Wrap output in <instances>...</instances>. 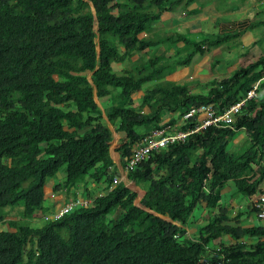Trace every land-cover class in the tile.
Listing matches in <instances>:
<instances>
[{"label": "trees", "instance_id": "obj_1", "mask_svg": "<svg viewBox=\"0 0 264 264\" xmlns=\"http://www.w3.org/2000/svg\"><path fill=\"white\" fill-rule=\"evenodd\" d=\"M181 1L92 0L97 59L93 16L85 0H0V208L21 206L20 219L0 211V224L6 223L0 230V264H264V224L240 223L242 212L230 215L231 204L220 201L229 181L249 200L263 190L262 94L245 102L232 127L198 130L129 171V179L145 183L140 203L180 225L135 205L136 193L122 182L56 220L40 226L24 222L37 210L50 212L44 205L45 184L62 166L65 177L53 188L75 186L86 177L112 182L111 131L93 99L89 73L97 97L110 100L106 115L122 134L116 147L122 159L164 115L172 123V114L179 118L202 103L221 111L260 79L262 88L264 53L212 81L205 92L171 81L143 88L235 34L192 40L177 32L168 41L190 48L183 58L166 64L172 55L161 53V58L139 61L141 67L139 62L132 68L119 66L131 55L162 44L164 40L146 35ZM194 1L184 0L186 6ZM259 22L264 21L253 26ZM141 91L135 107L131 95ZM144 105L147 110H141ZM185 123L191 127L195 119ZM241 128L249 145L237 153L228 144ZM199 203L210 216L197 227V235L186 237L185 226ZM248 207L251 212L250 203Z\"/></svg>", "mask_w": 264, "mask_h": 264}, {"label": "rangeland", "instance_id": "obj_2", "mask_svg": "<svg viewBox=\"0 0 264 264\" xmlns=\"http://www.w3.org/2000/svg\"><path fill=\"white\" fill-rule=\"evenodd\" d=\"M245 0H195V4H193V9H196L195 16L196 15H203L206 13H210L213 15H210L214 18H216L215 15H218V17H222L224 19H231L233 18V16L238 17L239 16V12H229L227 13L226 11H224L225 8L229 9H233L234 7H237V5H241V3H243ZM187 4H185L184 0H182L178 5H175V7L173 8V11H171V15H167L165 17V19L163 20V28L160 29L159 32L156 31L155 33V38L156 39H162L164 40L163 42H161L162 44H160L159 46H157V48L155 49H151L149 48L147 53L145 54V58H143L141 60V62L145 61L148 57H153L155 55H158L160 57L159 54L164 53V54H169L172 55V58H165L162 60L158 61L159 63L164 62L163 60H165L164 63L166 64H171V61H174L176 58H183L186 53L190 50V48L187 49H183L184 45L181 43L180 46L179 43H172V41H168V37H170V35L177 33L176 28L173 27L174 24L172 23V19L175 20L176 27L179 26V24L188 19V8L189 5L186 6ZM192 9V8H191ZM259 33L257 36L259 38V42L258 44H255V46H251L250 42H249V36H252L255 33ZM181 34H183L184 36H187L189 38H191V35L189 34L190 32L186 29V25L183 24L181 25V32H179ZM264 33V24L260 23L259 26L257 27V29L253 30L250 34H246L245 38L242 36L241 40L238 39H231L229 41H227L226 43L221 44L218 48L219 50H217V53L213 52V49L210 50H205L203 53H196L193 58L191 59L188 67L189 69H193L195 67V70L198 69V67H196L201 61L203 62V66L201 67V74H200V78L199 76L196 75V79L195 80H199L200 82H203V78L205 80H210L212 78H219L221 75H229L232 72H234L238 67L239 64H247L250 60H253L254 58H256L257 55H250V54H255L257 53V50H259L258 52H262L264 53V38L262 37ZM207 36H211V35H207ZM202 37H200L199 39H201ZM263 38V39H262ZM167 39V40H165ZM194 38H192L193 40ZM162 48H165L162 51ZM246 50V52L248 51V56L246 55H241L239 56L240 52H244ZM161 58V57H160ZM240 58V62L238 64H231V62H233L234 60H238ZM168 59V60H167ZM139 60V59H138ZM137 60V62H138ZM136 62V63H137ZM141 62H139L136 66L141 67ZM150 63V62H149ZM231 65L230 67H228V65ZM135 66V67H136ZM171 68V67H170ZM166 69V68H165ZM169 69V68H168ZM116 70V69H115ZM176 70V69H175ZM165 71V70H164ZM163 71V72H164ZM174 71V70H173ZM199 72V73H200ZM264 82V80H262ZM159 81L156 80H152V81H148L147 83H145L143 85V88H146L148 86H152L154 84H157ZM185 84L187 83L186 81L184 82ZM192 83H194L193 79L189 80V83H187V85H193ZM262 94V91L259 90L258 95L260 96ZM138 93L133 94V99H135L134 103L138 102L139 97L137 98ZM98 100V99H97ZM118 98L115 99V101H117ZM102 103L105 104V101H107L106 98L101 99ZM107 103V102H106ZM144 110H146V107L143 108ZM142 127H139L138 130L142 131ZM244 130V129H243ZM239 131L235 137H237V135L243 133L245 134V132H241ZM235 137L229 142L228 147L230 149H232V151L234 152H241L243 151L248 145H249V141L248 138L246 136H244V138H241L239 141H235ZM117 137L115 138V140L113 142H110V150L113 153V149L115 146V142H116ZM64 166H62L57 172L56 174L53 176L54 179L58 180L56 177L57 173H60L61 171H64ZM87 178V177H86ZM49 180V178L47 179V181ZM141 186H144L145 183H140ZM231 189H226L224 188L221 191V198L223 199L222 201H225L227 199H229L231 196H233L234 198V202H242L241 203H237L239 206V212H242L241 216V220L240 223L245 224V225H254L257 224V222H255V216L253 212H250L249 207L246 208L245 203L249 200L248 198H246L243 195H240L239 193H236V189L235 186H230ZM99 191L101 192V187L99 188ZM142 191H140L141 193ZM142 194V193H141ZM138 198L136 199V203H138ZM47 200H44V205H47ZM225 203L229 204V202L225 201ZM21 206H6L3 208H0V211H5L6 214L11 217V218H15L17 217L18 219H20V215L18 213V210L20 209ZM234 208V210L230 211V215H233L235 212H237V209H235V207H231ZM208 211V209H207ZM38 213H40L39 211H37ZM203 212H206V207H203V205L201 203L197 204L193 210L192 213L190 215V223H192V225L190 226L189 224H187V227H190L189 229H191L192 231L195 232L196 229H194V226L198 227L204 223L207 222L206 217L202 216L201 214ZM217 212V211H216ZM246 213H249V218L248 216H246ZM251 215V217H250ZM41 216L38 215H34L32 218H27V220H24V222L26 223H30L31 225H35V226H40L43 224L44 219H40ZM36 223V224H35ZM260 223L264 224V220L260 221ZM4 225H0V228H3ZM197 232V231H196ZM197 235V234H196ZM187 237V235H185ZM226 238V237H224Z\"/></svg>", "mask_w": 264, "mask_h": 264}, {"label": "crops", "instance_id": "obj_3", "mask_svg": "<svg viewBox=\"0 0 264 264\" xmlns=\"http://www.w3.org/2000/svg\"><path fill=\"white\" fill-rule=\"evenodd\" d=\"M195 2V1H194ZM191 3L189 5L188 8V19L182 21L178 27H176L175 20L172 19V23L174 24L173 27L176 28L177 32H181V25L185 24L186 25V29L190 32L189 34L191 35V37L195 38V39H199L200 37H204L207 35H225V34H235L236 36L234 37V39H238L241 40L242 36L245 38L246 34H250L253 30L257 29V27L259 26V24L261 22H259L257 25L255 24L253 26V23H256L260 20L264 21V0H245L243 3H241V5H237V7H234L233 9H229L225 8L224 11H226L227 13L229 12H239V16H233V18L231 19H224L221 16L218 17V15H215L216 18L210 16L213 14H208L205 12V14H201V15H196L194 11L196 12L197 7L195 8V10L193 9V4L195 3ZM192 8V9H191ZM171 15L170 12H164L161 17L159 18V20H156L153 25H152V30L149 31L146 35L147 37H153L155 38V33L156 31L159 32L161 28H163V20L165 19V17L167 15ZM264 24V22L262 23ZM164 29V28H163ZM259 33H255L252 38L251 36H249V42L251 44V46H255V44H258V42L260 41L258 38ZM262 37L264 38V33L262 35ZM262 38V39H263ZM160 45V44H159ZM159 45H155V46H151L149 48L151 49H155L157 48V46ZM180 45V44H179ZM182 46V45H180ZM184 48V47H183ZM165 48H162V51ZM219 50L218 47L213 48V52L217 53ZM148 48L143 50L140 53H135L133 55H131L130 58H128V62L124 63L125 65H127L128 67H134L135 63L137 62V60L139 59H143L145 58V54L147 53ZM259 50H257V53L255 54H250L252 55H260L262 54V52H258ZM248 56V51L246 52V50L244 52H240L239 56L241 55H246ZM169 55V54H166ZM138 60V61H139ZM240 62V58L237 60H234L233 62H231V64H238ZM138 63V62H137ZM189 65V64H188ZM188 65H178L176 66V70H174L173 72L169 73L168 75H166V79L167 80H171L172 82L175 83H181L183 84L185 81L187 83H189L190 79L194 80V83H192L193 85L191 86V91H201V92H205L207 90V88L211 85L212 81L215 80V78H212L210 80H205L203 78V82H200L199 80H195L197 76H199L200 78V70L201 67L203 66V62L201 61L196 67H198V69L195 70V67L193 69H189ZM244 64H239V66H242ZM231 65L229 64L228 67H230ZM200 72V73H199ZM224 75H221V77H223ZM219 79V78H216ZM186 83V84H187ZM262 91V95L264 96V85L261 88ZM142 94V91H141ZM261 96V95H260ZM140 97V93L137 95V98ZM135 101V99H134ZM138 103V102H137ZM239 131L241 132H245V134L241 133L239 135H237V137H235V141H239L241 138H244V136L247 137L246 135V131L243 129H240ZM238 131V132H239ZM237 132V133H238ZM116 139L115 142V146L113 149V153L111 152V150L109 149V155L110 158L112 159L114 165H113V173L116 175V177H119V179L124 182L125 184L131 186V190L134 191L136 193V197L134 199V203L136 204V199L138 198V200L140 201L141 198L145 195V188L143 186H141L140 184L136 185V183H134L133 181L131 182V180H126V172L123 168L122 165V161L121 158L118 154V152H116L115 147L120 143V139L122 138L121 133L117 132L115 133L114 131H112V140L111 142H113ZM253 168L256 169L257 166L253 165ZM114 175V176H115ZM57 179H54L53 177L50 178L47 183L45 184V198L47 200V205L49 207V211L52 212L55 209H58L62 206V204L70 199L73 198L74 196H80V197H94L96 195H98L100 193L99 188L101 187V190L104 188V182L101 180L99 183L94 182V180L90 177L85 178L84 180H81L80 182H78L75 186H70V187H61V188H53L55 184L61 183L65 177V172L61 171L60 173H57L56 175ZM234 186V184L232 182H228L224 188L226 189H231L230 186ZM264 188V179L261 183L260 189L262 190ZM222 189V190H223ZM221 190V191H222ZM140 191H142L140 193ZM260 192V190H258L257 192H255L254 195H257ZM253 196V195H252ZM223 199L221 198V201ZM232 200L231 207H235V209H239V206L237 203H241L242 202H234V198L233 196H231L229 199L225 200V201H229ZM225 201H222V203H225ZM251 205V197L250 200H248L245 203L246 208L248 207V205ZM49 212V213H50ZM239 212V211H237ZM38 213H36L37 215ZM202 216L206 217V219L208 218V213H207V209L206 212H203L201 214ZM243 216V215H242ZM246 216H248L249 218V213H246ZM251 217V215H250ZM255 222L259 223L260 221L256 218L255 216ZM190 226L192 224H189ZM190 227L187 228V233L189 235L193 234L194 231H192L191 229H189ZM194 229H197L196 226H194ZM196 231V230H195Z\"/></svg>", "mask_w": 264, "mask_h": 264}, {"label": "built area", "instance_id": "obj_4", "mask_svg": "<svg viewBox=\"0 0 264 264\" xmlns=\"http://www.w3.org/2000/svg\"><path fill=\"white\" fill-rule=\"evenodd\" d=\"M262 79H264V76ZM260 82L261 79L254 82L243 97H240L237 101L221 111H218L215 106L210 103H203L192 107L182 116L180 122L151 130L147 135L132 144L130 156L126 160V170L135 169L141 161L149 158L153 152L167 146L169 143L183 140L190 133L210 126L232 127L233 122L240 114L245 102L258 95L261 87ZM187 118H194L195 123L187 129H182L181 125L186 124L185 119ZM117 181V178L113 179L114 183ZM89 202L90 200L86 198L67 200L53 213L52 218H59L73 208L87 206ZM252 205L257 219L264 220V189L253 199Z\"/></svg>", "mask_w": 264, "mask_h": 264}, {"label": "clouds", "instance_id": "obj_5", "mask_svg": "<svg viewBox=\"0 0 264 264\" xmlns=\"http://www.w3.org/2000/svg\"><path fill=\"white\" fill-rule=\"evenodd\" d=\"M87 2V1H86ZM91 2H92V0H91ZM88 3V2H87ZM89 4V3H88ZM92 4H93V2H92ZM93 6H94V4H93ZM89 7H90V5H89ZM94 9H95V7H94ZM90 11H91V8H90ZM92 13V12H91ZM95 13H96V11H95ZM92 16H93V29H94V32L97 30L98 31V20H97V17H96V14H92ZM97 42H98V45H99V38H98V34H96V32H95V37H94V43H95V46H96V50H97ZM181 43H182V41L179 43L180 45H181ZM183 44V43H182ZM183 46V45H182ZM219 47V46H218ZM184 49V48H183ZM98 50H99V46H98ZM120 50L121 51H123V47H120ZM96 55H97V52H96ZM179 58H181V57H179ZM178 58V59H179ZM98 59V58H97ZM142 59H140L139 61H141ZM138 61V62H139ZM125 62H128V58L127 59H125L124 61H121L120 63H119V66H124L125 64ZM183 65H188V64H183ZM98 68V64L94 67V70L95 69H97ZM91 73H89L88 75H87V79H88V77H90L91 78ZM168 75V74H167ZM225 76V75H224ZM219 79H220V77H219ZM92 80V79H91ZM154 80H156V81H159V82H163V81H171V80H167L166 79V77L164 76L163 78H161V79H154ZM215 80H217V79H215ZM264 80V79H263ZM172 82V81H171ZM90 83V82H89ZM93 83V82H92ZM90 85H91V83H90ZM153 86V85H152ZM91 87H92V85H91ZM95 88H96V86H95ZM92 90H93V87H92ZM191 90V89H190ZM259 90H261V87H260V89ZM96 92H97V89H96ZM96 92L94 93L93 92V99H94V95L96 96L95 97V99H94V101H95V103L97 104V106H98V108L100 109V111H101V114H102V118H103V120H104V122L106 123V125L108 126V128L110 129V131H111V140H112V131H114L115 133H117V132H119V131H116V128H115V126H114V124H112L111 122H110V120H109V118H108V116L106 115V110H105V108L107 107V106H109V104H110V100H107V101H105V104L104 103H102V101H101V99H99L98 97H97V94H96ZM192 92H195V91H192ZM198 92V91H197ZM201 92V91H200ZM133 94H136V93H133ZM133 94L131 95L132 96V99H133ZM140 95H141V92H140ZM98 99V100H97ZM140 101H141V98L139 97V99H138V103H134V99H133V105L136 107V106H138V104H140ZM107 102V103H106ZM203 104V103H202ZM210 104H212V103H210ZM200 105V104H199ZM213 105V104H212ZM214 106V105H213ZM141 107V110H144L143 108H145L146 106L144 105V106H140ZM146 110H147V107H146ZM187 113V112H186ZM175 118H176V121H174V122H170V116H166V115H164V117H163V120L161 121V122H159L158 123V126H156V127H153V128H151L150 130H149V132L151 131V130H153V129H156V128H160V127H163V126H166V125H168V124H176V123H178V122H180V120H181V118H182V115H181V117H177V115L176 114H172ZM171 115V116H172ZM105 116H106V118L107 119H105ZM194 119V118H193ZM186 120V119H185ZM185 125V124H184ZM184 125H181V128L182 129H187V128H189V127H187V128H185L184 127ZM85 128H87V127H85ZM84 128V129H85ZM207 128V127H206ZM205 129V128H204ZM242 129V128H241ZM202 130V129H201ZM148 132V133H149ZM119 133H121V132H119ZM147 133V134H148ZM147 134H145V135H147ZM190 134H192V133H190ZM190 134H188L183 140H179V141H175V142H173V143H177V142H183V141H185L186 140V138L190 135ZM122 135V134H121ZM144 135V136H145ZM143 137V136H142ZM141 137V138H142ZM141 138H139V139H141ZM139 139H137V140H139ZM111 140H110V142H111ZM137 140H135V141H137ZM121 139H120V143H121ZM134 141V142H135ZM109 142V143H110ZM133 142V143H134ZM119 143V144H120ZM132 143V144H133ZM173 143H169V144H173ZM118 144V145H119ZM168 144V145H169ZM117 145V146H118ZM167 145V146H168ZM116 146V147H117ZM116 147H115V150H116ZM164 147H166V146H164ZM164 147H162V148H164ZM162 148H160L158 151H160ZM109 149H110V144H109ZM131 149H132V145H131ZM158 151H155V152H158ZM116 152H118V151H116ZM155 152H153V153H155ZM130 153H131V150H130ZM118 154H119V152H118ZM119 156H120V154H119ZM129 156H130V154H129ZM128 156V157H129ZM128 157H126V158H124L125 159V163H124V165H123V168H124V170H125V176H126V180L128 181V180H131V179H129V177H128V173H129V171H132V170H126V168H125V165H126V160H127V158ZM120 158H121V156H120ZM124 159H122L121 158V161L122 160H124ZM134 170V169H133ZM108 171L112 174V182L110 183V184H108L107 182H105L104 180H103V182H104V188L101 190V192L98 194V195H96V196H99V195H102L103 194V192L105 191V190H110L114 185H116L117 183H119V182H122L120 179H119V177H116V175L113 173V165L111 166V167H109V169H108ZM56 174V173H55ZM115 175V176H114ZM114 178H117L118 179V181L117 182H113V179ZM131 182H132V180H131ZM134 183H136L135 181H133ZM123 183V185L124 186H126L127 188H129L130 190H131V186H129V185H127V184H125L124 182H122ZM138 184H140V183H136V185H138ZM144 187V186H143ZM145 188V187H144ZM264 189V188H263ZM146 190V189H145ZM260 193V192H259ZM258 193V194H259ZM255 194V193H254ZM253 194V196H251V208H253V205H252V201H253V199L258 195H254ZM96 196H94V197H96ZM94 197H80V196H74L73 198H70V199H75V198H86V199H88V200H90V202H89V204L88 205H90L92 202H93V198ZM136 197V196H135ZM143 198V197H142ZM141 198V199H142ZM70 199H68V200H70ZM67 201V200H66ZM141 201V200H140ZM139 201V202H140ZM220 201H221V199H220ZM222 202V201H221ZM135 204V203H134ZM141 204V203H140ZM230 204V203H229ZM87 205V206H88ZM135 205H137L138 206V203H136ZM203 205V204H202ZM204 207V206H203ZM230 208H231V205H230ZM59 209V208H58ZM58 209H55L54 211H52V212H47V213H45V212H43L42 210H37V211H39L40 213H38L37 211L35 212V214L36 213H38L37 215L38 216H41L40 217V219L39 220H41V219H44V221H46V220H48V219H51V220H56V219H58V218H56V219H54V218H52V215H53V213L55 212V211H57ZM207 209V208H206ZM230 210H234V208H231ZM237 211H238V209H237ZM251 212H253L254 213V216H256L255 215V211H254V208H253V210L251 211ZM207 213H208V218H209V216H210V212H209V210L207 211ZM213 213H215V211H213ZM212 213V214H213ZM237 212H235L233 215H235ZM64 215V214H63ZM62 215V216H63ZM243 215V214H242ZM15 218H17V217H15ZM60 218V217H59ZM207 218V219H208ZM241 218H242V216H241ZM257 218V217H256ZM259 220V219H258ZM43 221V222H44ZM168 221V220H167ZM242 221V220H241ZM259 221H263V220H259ZM170 222H173V223H175V224H177V225H180L179 223H177V222H175V221H170ZM36 224V223H35ZM192 224V223H191ZM258 224V223H257ZM259 224H260V222H259ZM0 225H6V223H1ZM185 228H186V231H185V235H187V237H194L195 236V234H196V231L193 233V234H191V235H189L188 233H187V225L185 226ZM3 228H0V230H2ZM197 230V229H196ZM176 236V235H175ZM222 239H224V237H222ZM244 240H247V241H249L248 239H244ZM218 256H221L222 257V255H218ZM220 262V263H219ZM218 262V264H223L221 261H219Z\"/></svg>", "mask_w": 264, "mask_h": 264}, {"label": "water", "instance_id": "obj_6", "mask_svg": "<svg viewBox=\"0 0 264 264\" xmlns=\"http://www.w3.org/2000/svg\"><path fill=\"white\" fill-rule=\"evenodd\" d=\"M85 1H87V2L89 3L90 8H91V12H92V14L94 15V14H95V9H94V6H93L91 0H85ZM95 32H96V34H98V31H97V30H96ZM98 46H99V45H98V42H97V58L99 57ZM96 68H97V67H96ZM88 81L91 83V85H92V87H93V92L95 93V92H96V88H95V85L92 83V80H91L90 77H88ZM95 97H96V96L94 95V99H95ZM95 100H96V99H95ZM105 119H107L106 116H105ZM138 206L141 207L142 209L148 211V212H151L152 214H154V215H156V216H159V217L165 219V220L172 221L167 215H161V214H159L158 212H156V211L150 209L149 207H146V206L140 204L139 201H138Z\"/></svg>", "mask_w": 264, "mask_h": 264}]
</instances>
